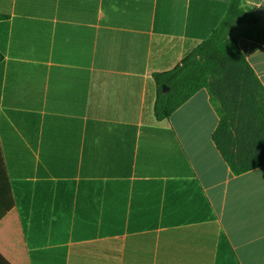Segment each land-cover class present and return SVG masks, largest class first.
Segmentation results:
<instances>
[{"label":"crops","instance_id":"obj_1","mask_svg":"<svg viewBox=\"0 0 264 264\" xmlns=\"http://www.w3.org/2000/svg\"><path fill=\"white\" fill-rule=\"evenodd\" d=\"M231 0H0V252L11 264H264V166L235 175L203 88L153 75ZM260 18L232 33L264 85Z\"/></svg>","mask_w":264,"mask_h":264},{"label":"trees","instance_id":"obj_2","mask_svg":"<svg viewBox=\"0 0 264 264\" xmlns=\"http://www.w3.org/2000/svg\"><path fill=\"white\" fill-rule=\"evenodd\" d=\"M260 22L244 0H231L225 17L205 41L174 69L153 75L158 121L169 118L199 90L208 91L219 116L213 141L235 175L264 166V85L232 36L242 23ZM0 264H11L1 252Z\"/></svg>","mask_w":264,"mask_h":264},{"label":"water","instance_id":"obj_3","mask_svg":"<svg viewBox=\"0 0 264 264\" xmlns=\"http://www.w3.org/2000/svg\"><path fill=\"white\" fill-rule=\"evenodd\" d=\"M162 89H163V92H166V91H167V90L165 89V86H163Z\"/></svg>","mask_w":264,"mask_h":264}]
</instances>
